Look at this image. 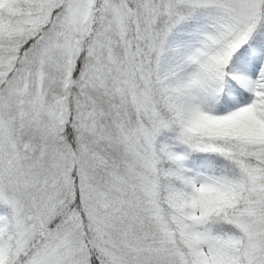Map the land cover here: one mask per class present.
Here are the masks:
<instances>
[{"label":"snow or ice","instance_id":"obj_1","mask_svg":"<svg viewBox=\"0 0 264 264\" xmlns=\"http://www.w3.org/2000/svg\"><path fill=\"white\" fill-rule=\"evenodd\" d=\"M0 264H264V0H0Z\"/></svg>","mask_w":264,"mask_h":264}]
</instances>
